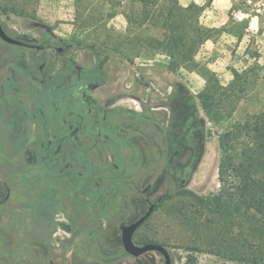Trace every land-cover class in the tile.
Segmentation results:
<instances>
[{
  "label": "flooded vegetation",
  "instance_id": "obj_1",
  "mask_svg": "<svg viewBox=\"0 0 264 264\" xmlns=\"http://www.w3.org/2000/svg\"><path fill=\"white\" fill-rule=\"evenodd\" d=\"M0 264H165L126 251L161 245L144 229L181 196L205 152L197 96L151 68L76 43L0 5Z\"/></svg>",
  "mask_w": 264,
  "mask_h": 264
},
{
  "label": "rangeland",
  "instance_id": "obj_2",
  "mask_svg": "<svg viewBox=\"0 0 264 264\" xmlns=\"http://www.w3.org/2000/svg\"><path fill=\"white\" fill-rule=\"evenodd\" d=\"M166 1L158 0L156 15L176 0ZM241 1L237 6L241 11L224 8L220 20L204 13L211 11L210 0L196 4L203 11H191L192 21L209 38L192 61L178 65L180 60L151 45L150 37L161 39L162 31L141 22L142 8L134 0H0L2 7L34 15L63 38L107 49L131 61L138 85L158 83L151 68L161 70L169 81H181L196 96L215 82L220 87L233 83L214 114L199 105L205 121V152L189 189L163 203L144 229L150 239L168 247L174 264H264V214L208 201L223 186L232 192L237 185L232 171L223 182L218 172L228 157L238 159L245 138L232 148L220 147V138L264 109V0L259 6ZM244 12L258 16L257 20L243 16Z\"/></svg>",
  "mask_w": 264,
  "mask_h": 264
},
{
  "label": "trees",
  "instance_id": "obj_3",
  "mask_svg": "<svg viewBox=\"0 0 264 264\" xmlns=\"http://www.w3.org/2000/svg\"><path fill=\"white\" fill-rule=\"evenodd\" d=\"M141 6V22L150 23L153 28L162 31L161 39L151 38V45L159 51L175 58L177 64L192 61L195 51L209 38L204 29L198 23L192 21L193 13H201L202 7L192 3L187 7H181L177 0L172 6H164L161 13L156 15L158 0H134ZM169 0L166 1V3ZM169 5V4H167ZM196 66V65H194ZM210 82V81H209ZM231 84V83H230ZM233 84V83H232ZM220 87L216 82L197 95L199 105L208 114H214L221 96L226 95L233 85ZM216 98V103L212 99ZM245 138L243 148L238 159L228 157L222 164V170L218 172L219 182H223L224 175L233 172L236 179V187L230 189L221 188L219 194L208 198L209 203L217 206L245 207L255 215L264 214V109L243 125L225 133L219 141L220 147L232 148Z\"/></svg>",
  "mask_w": 264,
  "mask_h": 264
},
{
  "label": "water",
  "instance_id": "obj_4",
  "mask_svg": "<svg viewBox=\"0 0 264 264\" xmlns=\"http://www.w3.org/2000/svg\"><path fill=\"white\" fill-rule=\"evenodd\" d=\"M0 36L3 38H6L3 32L1 31L0 28ZM7 39V38H6ZM153 210V205L149 208L147 213L141 217L137 222L133 223L131 225V228L127 229L123 233V244L127 252H129L133 256H138L139 254L147 251V250H157L160 251L164 257H165V264H170V259H169V254L167 252V249L161 245H155V244H147L142 247L136 246L133 242L132 239H130V236L132 237L133 232L135 229L148 217L150 216L151 212Z\"/></svg>",
  "mask_w": 264,
  "mask_h": 264
},
{
  "label": "crops",
  "instance_id": "obj_5",
  "mask_svg": "<svg viewBox=\"0 0 264 264\" xmlns=\"http://www.w3.org/2000/svg\"><path fill=\"white\" fill-rule=\"evenodd\" d=\"M203 0H178V3L180 6L182 7H187L188 5L194 3V4H199V2H201ZM256 3V5H258L260 2H262L261 0H248V3ZM210 5H211V11L210 12H204V13H209V14H214L217 17H214V19H221L222 18V11L226 10L224 8H229V9H236L238 11H241L240 8H238L237 6H241L242 1L241 0H210ZM241 3V4H240ZM259 6V5H258ZM257 12L259 11V9L256 10ZM243 16H248L250 17L251 20H257L258 16L254 15L251 17V15L248 12H244ZM249 25H253L252 23H249ZM251 30V29H250ZM248 31V29H247Z\"/></svg>",
  "mask_w": 264,
  "mask_h": 264
},
{
  "label": "built area",
  "instance_id": "obj_6",
  "mask_svg": "<svg viewBox=\"0 0 264 264\" xmlns=\"http://www.w3.org/2000/svg\"><path fill=\"white\" fill-rule=\"evenodd\" d=\"M237 20H241V17L240 16H236L235 17Z\"/></svg>",
  "mask_w": 264,
  "mask_h": 264
}]
</instances>
